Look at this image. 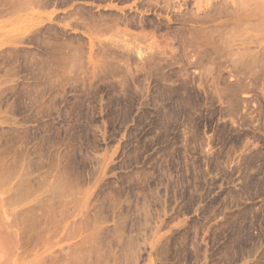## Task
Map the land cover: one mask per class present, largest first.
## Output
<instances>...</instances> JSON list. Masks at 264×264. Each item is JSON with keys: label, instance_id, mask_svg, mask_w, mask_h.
Here are the masks:
<instances>
[{"label": "rangeland", "instance_id": "374dc122", "mask_svg": "<svg viewBox=\"0 0 264 264\" xmlns=\"http://www.w3.org/2000/svg\"><path fill=\"white\" fill-rule=\"evenodd\" d=\"M12 1L0 0V264H75L81 254L84 258L87 256L83 253L87 247H92L89 254L92 253L88 254L91 260L87 258L85 264H92L103 256L109 260L108 264H115V257L122 254L123 243L131 238L136 245L134 264H264V79L253 86L247 78L250 88L240 93L242 101L240 111L234 112L236 115L228 110L230 94L222 93V98L219 91L224 85L222 81L233 83L241 75L226 73L231 82L226 79L220 83L199 76L195 84L188 85L193 90L187 92V70L184 71L187 57L182 56L179 61L172 60L169 66L162 61L159 66L147 63L142 68L140 63L139 67H129L132 76H128L126 83L132 86L127 94L118 76L105 77L104 68H99L102 58L97 53H101L96 43L94 48L91 43L87 45L88 40L82 52L84 56L80 52L77 57L80 61H75L78 64L63 63L59 67L54 62L51 65L52 76L56 73L57 77L52 79L54 83L50 81L54 85L48 93V88L43 86L46 72L42 71H46L48 59L56 58L57 53L61 55L51 49L49 39L63 32L68 19L62 18L63 12L68 13L75 4L84 1H57L49 6L28 3L27 8L19 4V10L15 6L18 3ZM179 1L184 4L183 0ZM187 1L190 3L183 8L195 6L193 0ZM146 14L149 18L168 21L166 12ZM169 24L177 23L172 20ZM47 28L54 33L49 34L51 31ZM146 28L143 32L146 37L137 38L139 45L148 51L154 44L156 48L160 46L159 50L154 49L162 57L182 54L177 40L163 32L164 29ZM135 30L142 32L140 27ZM67 34L64 42L70 35ZM258 34L259 38L250 44L251 49H258L260 38L264 41V30ZM30 35L33 39L38 35L45 40L39 38L42 44L39 45L36 44L38 36L32 41ZM17 38L23 39L22 42ZM27 58L32 59L26 61ZM37 59L45 64L40 61L34 64ZM40 63L42 69L38 70ZM65 67L68 70L70 67V74L63 72ZM57 68L62 70L64 78L61 71L57 73ZM191 70L192 76L200 74L199 68L192 66ZM168 72L174 79L163 80L162 74ZM55 78L61 84L57 82V85ZM163 87L174 88L166 94ZM116 91L120 94L113 93ZM187 97L200 99V103L196 102L201 110L199 105L196 109L190 108ZM170 108L173 116L167 117L165 111ZM192 121L196 123L193 125ZM67 171L78 186L72 204H63L68 198L51 196L50 186L56 177L63 174L65 177ZM16 190L24 193L28 190L32 194L28 199L21 198ZM141 203L147 206L145 210ZM47 209L56 212L52 211V217L50 214L48 217ZM30 217L32 224L48 227L34 228ZM78 220L81 227L77 229ZM139 220L140 231L136 229ZM99 231L104 237L97 236ZM105 233H109L108 237ZM93 235L98 240L93 237L96 239L91 241ZM86 240V244L90 243L88 246L83 244Z\"/></svg>", "mask_w": 264, "mask_h": 264}, {"label": "bare ground", "instance_id": "6f19581e", "mask_svg": "<svg viewBox=\"0 0 264 264\" xmlns=\"http://www.w3.org/2000/svg\"><path fill=\"white\" fill-rule=\"evenodd\" d=\"M57 1H66V0H14L12 1V3L17 2L18 4L15 3V6L17 7V5L19 6V4H21V7H26L29 6L28 3H32L35 5H42L43 4H50L57 2ZM83 3H77V5L75 4V8L73 10H69V12H63L64 17H62L63 19L65 17H68V19L66 20V22L64 23V30L62 29L63 32H61V34L59 33V35H54L49 28L51 32L49 31H45V32H49V34H53V36L50 38V36H48L50 39V44H51V49L53 50H58L61 55H59L57 53L56 58H50L48 59V62L45 64L44 61L38 60V61H33L34 64L35 62H37L36 65H38L39 61L42 62L43 64H45L46 66H48L46 68V71H42L43 73L46 72L45 74H43V80L46 81L44 82L43 86H46L47 92L51 91L52 85H54L53 81H54V77H57V74L55 73L54 76H52V70H51V65L55 62V66L60 67V65H62L63 63H65L66 65L71 63L73 65L74 64H78L77 62L75 63L76 59H78L77 57L79 56L80 52H81V56L83 55V49L85 46H87L88 44L91 43V45L93 46L94 43H96L95 45L98 47L99 51L101 54H99V52L97 53V55L101 56V62L100 63V67L99 65L96 67L98 69L99 68H104L103 71L105 72V77L106 76H112V77H119L121 87L122 89L126 92L128 91L129 85L128 83H126V81L128 82V76L129 75V71L131 66H140L142 64V68L143 66H145L147 63L149 64H154V66H159L160 64H162L163 62H167L166 65H170V63L172 62V60H177L179 58H185L187 57V64L184 67V71L187 72L185 74H187V92H189L191 89L193 90L192 87L189 88V84H195L196 80L199 79V76H202L201 79H210L212 78L213 80L216 79V82H221L222 80H226L228 81L227 78L228 76H230L231 74H234L233 72H235V74H239L241 75L240 78L236 79L235 81L238 80V83H236L235 81L232 80L233 83H224V81H222L224 84L223 88L221 87L220 89V97H222V93L227 94L228 92V104H229V108L228 110H230V113L236 115L237 112H239L240 110V105H241V99L240 97V93L243 91L248 90V88H250V84L248 82H250L249 80L252 81L253 86H257L258 81L260 79H264V41L262 42L261 38L260 41L257 43L258 44V49L256 50L255 48L252 47L251 49V42L253 39H256L259 35L258 33L262 30H264V0H193L192 3H195L194 7H186L183 8V5H187L190 2L187 0H183L184 4L179 3L180 1L177 0L178 4H176V0H83ZM204 1V2H203ZM69 2V1H67ZM5 4H8L12 6L11 1L4 2ZM58 3V2H57ZM62 3V2H60ZM130 3V4H129ZM27 4V6H26ZM63 4V3H62ZM54 5V4H53ZM57 6V4H55ZM8 6V5H7ZM32 7V5H30ZM49 6V5H48ZM60 6V5H58ZM10 7V6H8ZM14 7V4H13ZM12 7V8H13ZM11 8V7H10ZM18 8V7H17ZM40 8V7H39ZM49 8V7H48ZM19 10V8H18ZM13 11H15L13 9ZM154 12V13H158V15H160L161 12H166V14H168V18H167V22H165L164 20L162 21L160 18L157 17H152L149 18L148 12ZM62 12H60V15L63 16V14H61ZM67 14V15H66ZM59 15V14H57ZM56 15V16H57ZM55 16V15H53ZM56 18V17H55ZM59 20L60 17H57ZM176 21V25L175 26H171L169 24V21ZM52 21V20H51ZM49 21V23L51 22ZM52 23V22H51ZM57 23V22H56ZM58 24V23H57ZM56 24V25H57ZM59 25V24H58ZM154 27L157 30L160 29H164L165 31L163 32H167V35H172L173 39L177 40L178 45L180 46V49H182V54H180V56L175 57L173 55V57H168L171 60H169L167 57H162V55H160V53H158V51H156L155 49L159 50V47H155L154 45H152V47H148L150 48V51L146 50L144 47H142L141 45H139L137 42L138 39L142 36L146 37V35L143 34L144 32V28L146 27ZM49 27V26H48ZM59 27V26H58ZM141 28L142 32L141 33H137V28ZM42 28V27H41ZM147 29V28H146ZM36 30V29H35ZM38 31L40 30L37 29ZM46 30V29H45ZM136 31V32H135ZM147 31V30H146ZM33 32V31H31ZM60 32V31H59ZM150 32V31H149ZM70 33L69 37L67 38V41H63L65 40L64 37H66L68 34ZM156 33V32H154ZM154 33H152L154 35ZM262 33V32H261ZM29 34V33H28ZM33 33H31L32 35ZM37 34V33H36ZM43 34V33H42ZM30 35V37H31ZM34 35V34H33ZM41 35V34H39ZM66 35V36H64ZM105 35V36H104ZM261 35V34H260ZM35 36V35H34ZM38 36V35H37ZM36 36V37H37ZM42 36V35H41ZM40 36V37H41ZM45 36V34H43V37ZM148 36V35H147ZM256 36V37H255ZM36 37H34V39H36ZM38 36L37 39L40 38ZM46 37V36H45ZM44 37V38H45ZM164 37V36H163ZM22 38V36H21ZM21 38H17V41H21L25 38L23 37V39ZM44 38H40L45 40ZM47 38V37H46ZM98 38V39H97ZM259 38V37H258ZM263 38V37H262ZM21 39V40H19ZM29 39H33V36ZM33 39V40H34ZM36 39V44L42 45L39 43L40 39L37 40ZM98 41H97V40ZM165 39V37H164ZM171 39V38H168ZM172 39V40H173ZM32 40V41H33ZM89 40V41H88ZM146 40V39H145ZM166 40V39H165ZM35 41V40H34ZM86 41H88L89 43H87V45H85ZM98 44H97V42ZM26 42V41H25ZM41 42H43L41 40ZM168 42V40H167ZM166 42V43H167ZM159 44V43H158ZM161 44V43H160ZM170 44V43H169ZM38 45V46H39ZM44 46H46L45 44H43ZM167 45V44H166ZM43 46V47H44ZM175 46V45H174ZM48 47V46H47ZM65 47V48H64ZM155 47V49H154ZM257 48V46H255ZM94 48V46H93ZM41 49H43L41 47ZM44 49H46V47H44ZM43 49V50H44ZM62 49H64L63 51L65 52L68 49V52L63 53ZM66 49V50H65ZM154 49V50H153ZM174 49V48H173ZM255 49V50H254ZM48 51V49H46ZM44 50V52L46 51ZM61 50V51H60ZM172 50V49H171ZM39 51V50H38ZM87 51V50H86ZM164 51V50H163ZM57 52V51H56ZM94 52V51H93ZM161 52V48L160 51ZM165 52V51H164ZM163 52V53H164ZM38 53V52H37ZM63 53V54H62ZM87 53V52H86ZM162 53V54H163ZM181 53V52H180ZM14 54V53H13ZM96 54V52H95ZM51 55V54H50ZM95 55V56H97ZM27 56V55H26ZM47 56V54H46ZM84 56V55H83ZM182 56V57H181ZM98 57V56H97ZM35 58V57H34ZM33 60H36V58ZM32 59V58H31ZM31 59H26V61L31 60ZM99 59V58H97ZM80 60L78 59V62ZM176 61V62H177ZM83 62V60H82ZM185 62V61H183ZM31 63V62H30ZM42 63H40L38 70H41L42 68ZM141 63V64H140ZM169 63V64H168ZM42 64V65H41ZM64 64V65H65ZM96 64V63H95ZM140 64V65H139ZM172 64V63H171ZM35 65V66H36ZM65 65V66H66ZM83 65V64H82ZM103 67H102V66ZM164 65V64H163ZM54 66V65H53ZM78 66V65H77ZM81 66V64L79 65ZM167 66V67H168ZM194 66L196 68L200 69V74L198 76H192V74L194 73L191 70V67ZM37 67V66H36ZM71 67V65H70ZM69 67V70H70ZM83 67V66H82ZM146 67V66H145ZM40 68V69H39ZM45 68V67H44ZM66 68V67H65ZM170 68V67H169ZM258 68V69H256ZM162 69V68H160ZM181 69V68H180ZM183 69V68H182ZM58 71V68L56 69ZM67 68L63 69V72H69V74L71 73ZM101 70V69H100ZM139 69H137L138 71ZM151 70V69H150ZM155 70H159V68H156ZM190 70L192 71V73H190ZM226 70V71H225ZM62 73V70H59ZM57 73H60V72ZM72 71V70H71ZM135 71V69H134ZM170 71V70H169ZM177 71V70H176ZM180 71V70H179ZM184 71L183 75H184ZM66 72V73H67ZM76 72V71H75ZM74 72V73H75ZM179 72V75H181ZM213 72H216L215 74ZM73 73V75H74ZM147 73V72H146ZM159 73V72H158ZM177 73V72H176ZM227 73V75H225ZM241 73V74H240ZM76 75L78 73H75ZM135 74V73H134ZM151 74V73H150ZM149 74V76H150ZM161 74V72H160ZM202 74V75H201ZM230 74V75H229ZM249 74H252L249 75ZM45 75V76H44ZM64 74L62 73V76ZM153 75V74H152ZM158 76H160L159 74H156ZM172 73L168 72V73H163L161 78L164 80H168L171 78ZM238 75V77H239ZM243 75V76H242ZM60 74L58 75V78L60 79ZM71 76V75H70ZM79 76V75H78ZM100 76V75H99ZM132 76V75H131ZM134 76V75H133ZM145 76V75H143ZM182 76V75H181ZM237 76V75H235ZM67 77V74L66 76ZM104 78V76H102ZM138 77V76H137ZM140 77V76H139ZM152 77V76H151ZM234 77V76H233ZM253 77V78H251ZM58 78H55L56 80ZM64 78V76H63ZM132 78V77H131ZM149 78V77H148ZM249 78V80L247 79ZM47 79V80H46ZM53 79V81H52ZM58 79V80H59ZM139 79V78H138ZM171 79H174L173 77ZM233 79V78H232ZM239 79L241 80V82L239 83ZM243 79H247V82H243ZM58 80L56 81V83L58 82ZM143 79H139V81H141ZM154 80V79H153ZM230 80V79H229ZM50 81H52L53 83H50ZM64 82V80H62ZM103 81V80H102ZM159 81V80H158ZM60 82V80H59ZM58 82V83H59ZM132 82V81H131ZM144 82V81H143ZM231 82V80H230ZM235 82V83H234ZM55 83V84H56ZM57 83V85H58ZM116 83V82H115ZM118 83V82H117ZM126 83V84H125ZM140 83V82H139ZM159 83V82H158ZM157 83V84H158ZM163 83V82H162ZM167 83V82H166ZM203 82H200L199 84H201ZM61 84V83H59ZM63 84V83H62ZM119 84V83H118ZM165 84V83H164ZM204 84V83H203ZM201 84V85H203ZM207 85V83H205ZM169 85V84H168ZM167 85V86H168ZM201 85H199L201 87ZM220 85V84H219ZM132 86V85H131ZM139 86V85H138ZM145 86V85H144ZM164 86V85H163ZM173 86V85H171ZM197 86V84L195 85ZM59 87V86H58ZM143 86H141V89ZM161 87V86H160ZM219 87V86H218ZM131 88V87H130ZM136 88V86H135ZM140 88V86H139ZM174 88V87H173ZM173 88L171 89V87H163V92L166 94H170L171 91L173 90ZM196 88V87H195ZM204 88V87H202ZM45 89V88H44ZM113 89V88H112ZM120 89V88H119ZM116 89V90H119ZM132 89V88H131ZM139 89V90H141ZM160 89V88H159ZM219 89V88H218ZM54 90V89H53ZM134 90V87L133 89ZM146 90V89H145ZM217 90V89H216ZM46 91V89L44 90ZM111 91V90H110ZM115 91V90H114ZM138 91V90H137ZM161 90H158V92ZM196 91V90H195ZM199 91V90H197ZM196 91V92H197ZM203 91V90H202ZM206 91V88H205ZM204 91V92H205ZM46 92V94H47ZM48 92V93H49ZM131 92V91H129ZM142 92V91H140ZM144 92V91H143ZM146 92V91H145ZM144 92V94H145ZM162 92V91H161ZM207 92V91H206ZM115 94H117L116 92H113ZM123 93V91H122ZM121 93V94H122ZM128 94V92H126ZM209 93V92H208ZM218 93V92H217ZM120 94V93H119ZM117 94V95H119ZM156 94V93H155ZM219 94V93H218ZM115 95V96H117ZM190 95V94H189ZM121 96V95H120ZM188 96V95H187ZM192 96V95H191ZM209 96V95H208ZM207 96V97H208ZM118 97V96H117ZM116 97V99H117ZM142 97V96H141ZM147 97V96H146ZM170 97V96H169ZM195 96H193L194 99ZM199 97V96H198ZM197 97V98H198ZM217 97V95H216ZM219 97V98H220ZM166 98V97H165ZM212 98V97H211ZM223 98V97H222ZM243 98V97H242ZM157 99V98H156ZM160 99V98H159ZM163 99V97H162ZM214 99V98H213ZM120 100V99H119ZM118 100V101H119ZM175 100V99H174ZM223 100V99H222ZM221 100V101H222ZM244 100V99H243ZM263 100V98H262ZM83 101V100H82ZM117 101V100H116ZM158 101V100H157ZM196 101H200V99L198 100H192L191 97H187V105H190L192 107L190 108H194L196 109L199 105L198 102ZM202 101V100H201ZM85 102V101H84ZM147 102V101H146ZM196 102V103H195ZM153 103V102H152ZM159 103V102H158ZM200 103V102H199ZM202 103V102H201ZM81 104V103H79ZM181 104V103H180ZM131 105V104H130ZM244 105V104H243ZM123 106V105H122ZM197 106V107H196ZM226 107H228V105H226ZM163 108V107H162ZM78 109V108H77ZM167 109L164 107V110ZM200 109V105L199 108ZM224 109V108H223ZM192 109H190L191 111ZM201 110V109H200ZM227 110V108H226ZM239 110V111H238ZM189 111V112H190ZM237 111V112H236ZM74 112V111H73ZM174 112V111H173ZM185 112V111H184ZM188 112V111H187ZM192 112V111H191ZM228 114L229 111H227ZM236 112V113H234ZM76 113V112H75ZM62 115V113H61ZM141 115V114H140ZM162 115V114H160ZM165 115L167 117H169L170 115H172V109L170 108V110L168 109L167 111H165ZM193 115V114H192ZM173 116V115H172ZM90 117V116H89ZM142 117V116H141ZM161 117V116H160ZM191 116H189L188 114V119ZM74 118V117H73ZM175 118V117H174ZM173 118V119H174ZM246 118V117H245ZM141 119V118H140ZM143 119V118H142ZM166 118H164L165 120ZM187 119V121H188ZM195 119V118H193ZM192 120V119H190ZM76 121V120H75ZM171 122V120H169ZM169 121H167L168 123V127L169 126ZM189 122V121H188ZM191 122V121H190ZM189 122V123H190ZM194 121H192L191 124H193ZM237 122V121H236ZM189 123H187L189 125ZM196 123V122H195ZM194 123V124H195ZM76 124V123H75ZM74 124V126H75ZM161 124V123H160ZM193 124V125H194ZM200 124V123H199ZM77 125V124H76ZM172 125V124H171ZM198 125V124H197ZM78 126V125H77ZM75 126V127H77ZM192 126V125H190ZM73 127V125H72ZM156 127V126H155ZM167 127V125H166ZM164 131V130H163ZM196 132V131H194ZM193 132V133H194ZM193 135V134H192ZM196 135V134H194ZM198 135H201L198 134ZM194 137V136H193ZM191 142V141H190ZM217 159V158H216ZM219 160V158L217 159ZM194 162V161H193ZM195 163V162H194ZM63 164V163H62ZM52 165V164H51ZM61 165V164H59ZM58 165V166H59ZM66 165V164H65ZM220 165V164H218ZM217 165V166H218ZM196 166V165H195ZM56 167V166H55ZM73 168V167H72ZM192 168V167H191ZM55 169V168H54ZM58 169V168H57ZM69 169V168H68ZM74 169V168H73ZM72 169V170H73ZM196 169V168H195ZM200 169V168H199ZM53 170V168H52ZM65 170V169H64ZM63 170V171H64ZM70 170V169H69ZM57 171V170H56ZM62 172V171H61ZM60 172V173H61ZM68 172H66V175H68ZM72 172V171H71ZM77 172V171H76ZM9 173V172H8ZM25 173V172H24ZM58 173V174H60ZM74 173V172H73ZM78 173V172H77ZM5 174V173H4ZM28 174V173H27ZM62 174V173H61ZM7 174H5L6 176ZM22 175V174H21ZM56 173L54 175V177H56ZM64 177V174L62 177H56V182L53 183V185L51 184L52 182L49 181V183L52 185L50 186L51 188V196H58V197H62V198H68L66 201L63 202L67 203V204H72L73 201L75 200V195L77 194V187H76V183H74V179L72 178V175L69 172V175ZM78 175V174H77ZM10 176V175H7ZM60 176V175H58ZM5 178V177H3ZM8 178V177H7ZM55 181V180H52ZM27 182V181H26ZM164 182V181H163ZM24 183V182H21ZM28 183V182H27ZM26 183V184H27ZM166 183V182H165ZM25 184V183H24ZM22 186V185H21ZM28 186V185H26ZM29 187V186H28ZM31 187V185H30ZM16 189V188H15ZM29 190V189H28ZM25 191L26 193H24L23 191L19 192L18 190H16V192L18 194H20L19 197H30L29 195H31L32 193L29 191ZM34 191V190H33ZM32 191V192H33ZM15 192V191H14ZM13 192V193H14ZM29 192V193H28ZM35 192V191H34ZM156 194V193H155ZM159 194V193H157ZM15 195V194H14ZM48 194H46L47 196ZM144 195V194H143ZM13 196V195H12ZM147 196V195H145ZM144 196V198H146ZM160 196V195H158ZM157 196V197H158ZM15 197V196H14ZM27 197V199H28ZM142 197V196H141ZM150 197V196H149ZM162 197V196H161ZM50 198V197H49ZM57 198V197H56ZM144 198H142V200H145ZM150 199V198H149ZM10 200V199H9ZM13 200H15V198H13ZM50 200V199H49ZM53 200H55L53 198ZM58 200V199H57ZM65 200V199H63ZM139 200V199H138ZM163 200V199H162ZM46 201V200H45ZM141 201V199H140ZM161 201V200H160ZM49 202V201H48ZM59 202V201H57ZM136 202H138L136 200ZM146 202V201H145ZM44 203V202H43ZM47 203V202H45ZM56 203V202H54ZM140 203V202H139ZM138 203V204H139ZM143 203V202H142ZM141 203V206H143ZM50 204V203H49ZM57 204V203H56ZM62 204V201H61ZM62 204V205H63ZM76 204V203H75ZM144 204V203H143ZM158 204V203H157ZM160 204V203H159ZM53 205V204H52ZM60 206V204H58ZM57 205V206H58ZM61 205V206H62ZM74 205V204H73ZM140 205V204H139ZM164 205V204H163ZM160 210L162 209V206ZM55 206V205H54ZM60 206V207H61ZM145 207H147L146 205H144ZM143 206V207H144ZM51 207V205H50ZM73 207V206H72ZM144 207V210L146 209ZM41 208V207H40ZM46 208V207H45ZM43 208V209H45ZM49 208V207H48ZM55 207H53L54 209ZM138 208V207H137ZM136 208V209H137ZM51 209V208H50ZM50 209H47V211H51ZM141 209V208H140ZM139 209V210H140ZM67 210V209H66ZM69 210V209H68ZM135 210V209H134ZM138 210V209H137ZM143 211V209H141ZM149 210V209H148ZM147 210V212H148ZM54 211V210H52ZM51 212H45V214H47V216L52 213ZM62 211V210H61ZM56 212V210L54 211ZM67 212V211H66ZM69 212V211H68ZM67 212V213H68ZM161 213H163L162 211H160ZM64 216H66V214ZM28 214L29 217V213ZM43 214V212H42ZM43 214V216L45 215ZM134 214V213H133ZM36 215V214H35ZM52 217V214H50ZM163 215V214H162ZM32 216V215H31ZM38 216V215H37ZM62 216V215H61ZM60 216V217H61ZM92 216V215H91ZM132 216V215H131ZM40 217V216H39ZM46 217V215L44 216ZM49 217V216H48ZM27 218V217H24ZM38 218V217H37ZM93 218V217H92ZM121 219V217H119ZM125 217L123 216V219ZM130 218V217H129ZM138 218V216H137ZM21 219V218H20ZM31 222L30 224H32L33 222L31 221V217L29 218ZM53 219V218H52ZM85 218H83V220H85ZM28 220V218H27ZM82 220V221H83ZM135 221V219H133ZM132 220V221H133ZM20 222H22L21 220H19ZM34 221V220H33ZM127 221V220H126ZM130 221V220H129ZM130 221V222H132ZM142 221V220H141ZM28 222V223H29ZM35 222H37L35 220ZM40 221L38 220V223ZM45 224H47L48 222L44 221ZM95 222V221H94ZM128 222V224L130 223ZM41 224L43 223L40 222ZM78 222L75 223V227L78 229V227L80 228L81 226H79ZM91 224V221H88V224ZM127 223V222H126ZM89 224V225H90ZM123 224V223H122ZM136 224V222H135ZM139 224V225H138ZM34 226V228L40 226V228L44 227L43 224L41 225H37V223L32 224V226ZM37 225V226H36ZM50 225V224H48ZM73 225V224H72ZM131 225V223H130ZM137 230L140 231L141 230V222L139 220V222H137ZM143 225V224H142ZM83 226L84 223H83ZM88 226V225H87ZM136 226V225H135ZM48 227V226H47ZM45 226V228H47ZM73 227V226H72ZM71 227V228H72ZM89 227V226H88ZM87 227V228H88ZM29 228V226H28ZM33 227L31 229H34ZM44 228V229H45ZM86 228V227H85ZM91 228V226L89 227ZM76 229V230H77ZM117 229V228H116ZM115 229V230H116ZM132 229V228H131ZM85 230V229H84ZM102 230V229H100ZM112 230V229H111ZM110 230V231H111ZM114 230V231H115ZM118 230V229H117ZM120 230V229H119ZM79 231V230H77ZM29 232L31 233V231L29 230ZM43 232V231H42ZM76 232V231H75ZM102 231H99V233L97 234V236H99V234H101ZM105 232V231H104ZM103 232V233H104ZM107 232V231H106ZM113 232V231H112ZM116 232V231H115ZM79 233V232H78ZM111 233V232H110ZM37 234V233H36ZM70 234V233H69ZM72 234V233H71ZM91 234V233H90ZM95 234V233H94ZM108 235L109 233H105V235ZM112 234V233H111ZM141 233H139L140 235ZM67 235V234H66ZM89 235V234H87ZM87 235H85L87 237ZM102 235V234H101ZM106 235V236H107ZM117 235V232H116ZM127 235V234H126ZM125 235V236H126ZM263 235V234H262ZM91 236V235H90ZM89 236V237H90ZM104 237V235H102ZM128 236V235H127ZM93 237H96V235H93ZM108 237V236H107ZM131 237V236H130ZM148 237V236H147ZM251 237V236H250ZM97 238V237H96ZM96 238L91 239L94 240ZM99 238H102L99 236ZM116 238V237H115ZM128 238V237H125ZM253 238V237H252ZM85 239V238H84ZM112 239V238H111ZM132 239V238H131ZM128 239L127 241H125L126 244H124L123 242V246L120 248L122 251V254L120 253L118 255V257H115V264H134V256H135V250H134V246L136 247V245H134V240L132 239ZM250 239V238H249ZM88 240V239H87ZM85 241V245L88 246V244H86V242H90V240ZM98 240V238H97ZM102 240V239H101ZM83 241V240H82ZM105 241V240H104ZM99 242V241H98ZM116 242V241H115ZM255 242V241H254ZM253 242V243H254ZM120 244V243H119ZM255 244V243H254ZM99 245V243H97V246ZM109 245V244H108ZM257 245V244H256ZM79 246V245H77ZM93 246V244H92ZM110 246V245H109ZM95 247V246H93ZM99 247H102L99 245ZM85 248V247H84ZM87 251L88 253H86V250H83L84 255L88 256L89 254V248L87 247ZM92 248V247H91ZM90 248V249H91ZM79 249V247L77 248ZM76 249V250H77ZM101 249V248H100ZM109 249V248H108ZM111 249V248H110ZM74 250V249H73ZM93 250V249H92ZM95 250V249H94ZM98 250V248H97ZM137 250V248H136ZM75 251V250H74ZM79 255L82 253L79 250ZM112 251V250H111ZM100 252V251H99ZM103 252V250H102ZM109 252V251H108ZM113 252V251H112ZM111 252V254H112ZM92 253V252H91ZM90 253V254H91ZM106 253V252H105ZM262 253V252H261ZM89 254V255H90ZM98 254V253H97ZM103 254V253H102ZM107 254V253H106ZM109 253V255H111ZM264 254V251H263ZM74 255V254H72ZM76 255V254H75ZM74 255V256H75ZM78 255V256H79ZM96 255V254H95ZM78 260L76 261V263L78 262V264H85V260L87 259L89 260V256L85 257L83 256V254H81ZM94 256V255H93ZM97 256V255H96ZM107 256V255H105ZM76 257V256H75ZM92 256H90L91 258ZM97 257H102L101 254L100 256L98 255ZM112 259V258H111ZM110 259V260H111ZM108 260V259H107ZM107 260L104 258V256L100 259L98 258L97 261H92V264H108ZM113 260V259H112ZM72 261H75L72 259ZM71 261V262H72ZM87 261V262H88ZM106 261V262H105ZM35 262V261H34ZM80 262V263H79ZM109 262V260H108ZM67 263H69V261H67ZM75 263V264H76ZM32 264V263H31ZM88 264H91L90 262Z\"/></svg>", "mask_w": 264, "mask_h": 264}]
</instances>
